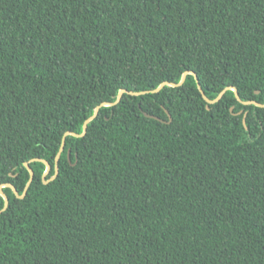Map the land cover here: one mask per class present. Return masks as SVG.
Returning a JSON list of instances; mask_svg holds the SVG:
<instances>
[{
    "label": "trees",
    "instance_id": "obj_1",
    "mask_svg": "<svg viewBox=\"0 0 264 264\" xmlns=\"http://www.w3.org/2000/svg\"><path fill=\"white\" fill-rule=\"evenodd\" d=\"M26 163L0 264H264V0H0V186Z\"/></svg>",
    "mask_w": 264,
    "mask_h": 264
},
{
    "label": "water",
    "instance_id": "obj_2",
    "mask_svg": "<svg viewBox=\"0 0 264 264\" xmlns=\"http://www.w3.org/2000/svg\"><path fill=\"white\" fill-rule=\"evenodd\" d=\"M189 74L194 75V73H191V72H190V73H189V72L186 73V74L184 75V77H183L181 83H179V84H175L176 87L181 86V85L185 82L186 77H187V75H189ZM161 89H162V88L159 87V89L155 90L154 92H158V91H160ZM226 91H227V90H224V91H223V92L217 97V99L214 100V101H210V100H208L206 97H205V98L207 99V101H208L209 103H215V102H218V101L221 100V98L223 97V95L225 94ZM126 92H127L126 90H122L121 93H120V95H119L118 100H117L115 103H112V104H106V105H107V106H113V105L118 104V103L120 102V100L122 99L123 94L126 93ZM144 93H145V92H142V93H134V92H131L132 95H141V94H144ZM203 94H204V93H203ZM236 95H237V98L240 100V98H239V94L236 93ZM253 103H254V102H253ZM244 104L249 105V104H252V103H251V102H247V103H244ZM254 104L259 105L258 103H254ZM259 106H260V105H259ZM100 108H101V107H98V108L96 109V111L98 110V112H99ZM147 116H148V117H153V116H150V115H148V114H147ZM95 118H96V117L92 116L90 119H88V120L86 121V123L84 124V131H83L82 134L72 133L71 135H74V136H76V137H83V136H85V135L87 134V131H88V123H89L90 121H92L93 119H95ZM153 118H156V117H153ZM156 119H159V118H156ZM244 123L246 124V121H245V120H244ZM69 134H70V133H68L67 135H69ZM64 147H65V141H63L62 146H61V149H60V152H59V154H58V156H57V159H56V162H57V163H58V160H59L60 157H61V154H62V152H63V150H64ZM36 160H39V159H36ZM46 164H47V170H46L45 176L49 173V171H48V167L50 166L48 163H46ZM26 167L28 168V170H29V172H30V174H31V179H30V182H29V184L27 185L26 190H25V192H24V194H23L22 196H20V195L18 194V192H17V190L15 189V187H13L12 185H6V187H11V188L15 191V194H16L19 198H23V197L25 196V194H26V192H27V190H28V188H29L31 182H32L33 179H34V171L31 169V167L29 166L28 163H26ZM58 173H59V167H58V165H57V166H56V174L53 176V178H52L50 181L55 180V179L57 178V176H58ZM50 181H45V182H46V183H49ZM3 188H5V185L0 186V189H2L3 196L5 197L4 199H5V201H6V205H5L4 210H6V209L8 208V206H9V198H8L7 195L4 193Z\"/></svg>",
    "mask_w": 264,
    "mask_h": 264
},
{
    "label": "snow or ice",
    "instance_id": "obj_3",
    "mask_svg": "<svg viewBox=\"0 0 264 264\" xmlns=\"http://www.w3.org/2000/svg\"><path fill=\"white\" fill-rule=\"evenodd\" d=\"M196 79L198 80L199 77H197ZM163 87H172V88H175L176 85H175V84H172V83H170V82H165L164 84L161 85V88H163ZM197 87H199V85H197ZM202 90H203V89L201 88V91H202ZM230 90L233 91V92H235V93H237V94H238V91H239V90L236 89V88H231ZM104 106L107 107L106 104H105ZM98 115H99L98 110H97L96 112L93 113V116H94V117H97ZM71 134H72V133H70V135H71ZM65 142H67V137H65ZM69 158L71 159V150H70V149H69ZM72 163L75 165L76 163H78V160H73ZM48 171H49V172L51 171V166L48 167ZM5 187H6V185H5ZM3 198H5V197L3 196L2 189H0V199H3ZM2 212H3V209H0V214H2Z\"/></svg>",
    "mask_w": 264,
    "mask_h": 264
}]
</instances>
